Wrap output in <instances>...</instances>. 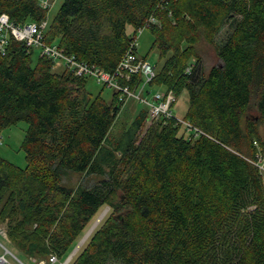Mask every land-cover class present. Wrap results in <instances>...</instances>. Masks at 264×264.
I'll use <instances>...</instances> for the list:
<instances>
[{
    "label": "trees",
    "instance_id": "obj_1",
    "mask_svg": "<svg viewBox=\"0 0 264 264\" xmlns=\"http://www.w3.org/2000/svg\"><path fill=\"white\" fill-rule=\"evenodd\" d=\"M0 13L16 23L47 15L35 0H0ZM150 19L151 50L163 60L151 85L187 92L184 120L195 137L172 118L151 123L138 141L143 110L107 141L122 108L115 94L110 103L89 97L87 78L53 71L43 57L33 63L17 42L0 56V131L27 125L26 167L0 158V224L22 262H64L108 205L68 264H264L255 166L257 152L264 159V0H63L44 42L111 73ZM200 38L220 61L207 72ZM67 173L103 178L72 190L62 183Z\"/></svg>",
    "mask_w": 264,
    "mask_h": 264
},
{
    "label": "built area",
    "instance_id": "obj_2",
    "mask_svg": "<svg viewBox=\"0 0 264 264\" xmlns=\"http://www.w3.org/2000/svg\"><path fill=\"white\" fill-rule=\"evenodd\" d=\"M35 1L37 6L47 14L54 3V0ZM149 22H153L152 19L139 28L136 33H140L143 28L147 29ZM47 27V15L45 19L40 21L16 23L7 14L0 13V56L6 54L11 41L20 43L28 54L37 51L39 57L50 60L53 66L68 70L76 77L93 78L103 87L112 89L117 101L122 106L130 99L143 104L146 107L147 116L152 122L174 118L189 138L200 133L188 121L173 116L171 109L176 103L177 97L172 91L167 89L163 92L157 91L149 99L145 98L151 94L147 91V86H152L151 83L156 76V68L145 59L137 57L136 33L131 37L128 49L115 70L108 73L96 66L79 62L74 56L66 55L57 43L46 44L44 35ZM257 159L255 166L264 175V159L262 157ZM4 255L0 256V264H10ZM48 262L56 264L57 260L55 256H50Z\"/></svg>",
    "mask_w": 264,
    "mask_h": 264
},
{
    "label": "rangeland",
    "instance_id": "obj_3",
    "mask_svg": "<svg viewBox=\"0 0 264 264\" xmlns=\"http://www.w3.org/2000/svg\"><path fill=\"white\" fill-rule=\"evenodd\" d=\"M62 2L63 0H54V3L52 7L49 9L47 14L49 23L54 19ZM227 30H228L227 27H224L221 30V32L216 38V44L221 42L225 34L228 33ZM126 33L132 36L133 33L132 28L129 26L126 27ZM136 38H137L136 39L137 57L145 59L151 66L155 67L158 70L162 65L163 60L159 58L156 50H151V45L153 42V37L151 33L148 31V29L143 28L141 29L140 33H136ZM195 48L198 55L201 57L203 69L205 70V72H207L209 68H211L212 66L218 65L220 63L215 52V47L207 44L202 38H200ZM38 57H39L38 52L34 51L32 54L33 63L36 62ZM53 71L60 72L62 71V68L53 66ZM165 90L166 88L163 86H156V85L150 87L147 86V91H149L151 94L149 96H146L145 98L149 99L153 93L157 91L163 92ZM85 91L89 97L95 98L99 96L106 103H110L112 99L113 90L107 87H103L102 85L98 84L93 78H87L85 83ZM187 107H188V95L187 92L183 91L177 97L176 103L171 109L173 116L177 119H184ZM143 110H146V107L143 104L133 99L128 100L124 104V106H122V108L120 109L117 118L109 132L107 141H111L112 139H117L124 131V129L132 123V121L135 119L137 114H139V112ZM249 114L255 116V112L252 110L249 112ZM151 123L154 122H152L146 114V119L143 124V130L141 135L138 137V141L140 140V137L147 129V127L151 125ZM26 129H27L26 123L19 122L16 125H12L0 131V158L21 169H24L26 167L25 153L22 149ZM258 133L261 140L264 142V125L260 122L258 123ZM108 144L109 142H106L105 146L108 147L109 146ZM256 156L259 157L260 154L257 152ZM102 178L103 176H97V175H84V174L82 175L75 173H67L64 176L62 183L65 187L72 190H75L78 186L92 188L96 184V182ZM263 181H264V175H263ZM116 199H114L113 202L115 204H117ZM110 212L111 210L108 205H105L98 210L96 216L90 221L85 231L83 232L82 236H80V238L77 240L76 245L69 254L72 255L70 260L85 246L92 233L100 226L104 218H106V216H108ZM103 213L104 215L101 218V220L98 223H96L98 218ZM5 230H6L5 224L1 223L0 224V256L5 254L4 255L5 259L10 264H31V262L24 263L20 260L21 258L19 257L18 251L12 245L9 244ZM86 235L87 237H85ZM82 239L83 242L80 243ZM48 259L41 260L34 264H50L48 262ZM32 261L34 262V260ZM56 264H63V262L62 263L57 262ZM110 264H117V263H110Z\"/></svg>",
    "mask_w": 264,
    "mask_h": 264
},
{
    "label": "bare ground",
    "instance_id": "obj_4",
    "mask_svg": "<svg viewBox=\"0 0 264 264\" xmlns=\"http://www.w3.org/2000/svg\"><path fill=\"white\" fill-rule=\"evenodd\" d=\"M103 215H104V213L103 214H101V216L98 218V220H97V222L96 223H98L100 220H101V218L103 217ZM88 235V234H87ZM87 235L85 236V237H87ZM83 242V239H82V241L80 242V243H82ZM79 246H80V244H79ZM79 246H78V248H79ZM77 248V249H78Z\"/></svg>",
    "mask_w": 264,
    "mask_h": 264
},
{
    "label": "water",
    "instance_id": "obj_5",
    "mask_svg": "<svg viewBox=\"0 0 264 264\" xmlns=\"http://www.w3.org/2000/svg\"><path fill=\"white\" fill-rule=\"evenodd\" d=\"M71 256H72V255H69V257L63 262V264H67V263L69 262Z\"/></svg>",
    "mask_w": 264,
    "mask_h": 264
}]
</instances>
